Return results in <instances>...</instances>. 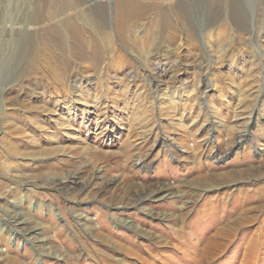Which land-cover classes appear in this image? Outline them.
<instances>
[{
    "label": "rangeland",
    "instance_id": "obj_1",
    "mask_svg": "<svg viewBox=\"0 0 264 264\" xmlns=\"http://www.w3.org/2000/svg\"><path fill=\"white\" fill-rule=\"evenodd\" d=\"M61 1L0 0L3 264H264V0H134L151 11L128 44L119 0ZM11 9L29 27L7 34Z\"/></svg>",
    "mask_w": 264,
    "mask_h": 264
},
{
    "label": "bare ground",
    "instance_id": "obj_2",
    "mask_svg": "<svg viewBox=\"0 0 264 264\" xmlns=\"http://www.w3.org/2000/svg\"><path fill=\"white\" fill-rule=\"evenodd\" d=\"M143 1V0H142ZM74 2V1H73ZM255 2V0H247V3H246V9H245V12H241L238 16H236L237 18H242V16H246L247 17V13H249V9L252 10L253 8V3ZM264 2V1H263ZM261 2V3H263ZM67 3H69V0H62L61 1V5L63 7L66 8ZM17 7V5H16ZM25 8V7H24ZM96 8V7H95ZM63 11H64V8H62ZM261 9V16L260 18H263L264 17V5L262 6ZM149 10L151 11L150 8H146L144 5H142V2H138V1H134V0H119V10H118V32H117V37L121 40V42H123L124 44H128L129 42H131L129 40V37L127 36V30L130 29L133 25L135 24H141L142 20H144L146 18V16L149 14ZM17 10L15 9H11V11L8 13H10L11 15L8 14V20L11 21L12 23L11 24H8V28L11 27V29H8L7 31V34L8 32L12 33V31L14 29H18L14 23H16L17 21L19 23H22V28L21 30L25 27H29V25L31 24L30 21H29V18H28V15L27 13H25V15H16ZM26 11V10H25ZM237 11V10H236ZM16 14H15V13ZM22 12V11H21ZM184 12V11H183ZM96 15L100 18V19H103L104 17V10L103 8H98V10L95 11ZM165 15V18H164V21L162 23V28H163V31L165 32V37H167V39L170 41V40H173L175 39L176 37H178L180 34L178 33L179 32V27H178V22H174L172 20V18H170V16L168 15L167 12H164L163 13ZM13 15H15V17H13ZM182 15L183 13L181 12L180 8H179V13H177L176 17L177 19L179 20L180 18H182ZM184 15H186V19H189V14L186 12L184 13ZM11 16V17H10ZM106 16V15H105ZM95 17V16H94ZM213 17V16H212ZM259 17V16H258ZM185 18V17H184ZM17 19V20H16ZM96 19V18H95ZM233 19V17H232ZM16 22H15V21ZM20 20V21H19ZM104 20V19H103ZM151 20V19H150ZM215 20V19H214ZM152 21V20H151ZM213 21V20H212ZM190 25H191V20L190 21H187ZM152 23V22H150ZM186 23V25L188 27H190V25ZM227 25V23H225ZM238 24V23H237ZM4 25V24H3ZM142 25V24H141ZM154 25V24H153ZM185 25V26H186ZM239 25V24H238ZM5 26V25H4ZM225 26V25H224ZM16 27V28H15ZM94 27V26H93ZM155 27V26H154ZM221 28V27H220ZM227 28V27H226ZM224 28V29H226ZM3 28H1L0 26V32L3 34L4 32L1 30ZM20 29V28H19ZM134 29V28H133ZM229 29V28H228ZM20 30V31H21ZM61 29L58 28L56 30V34L55 35V40H57L56 42H54L53 44L50 43L48 40L50 39H46L45 43L43 44V49L47 52L48 56H50L51 58H55V62L58 64V68L62 71V72H65V70H67L66 68L68 67V62H67V58H66V51H65V47L64 46V39L62 37V30L60 31ZM89 30V29H88ZM136 30V29H135ZM223 30V28H222ZM73 31L76 33H78L80 35V39H79V42L82 44V48L78 47V43H77V47L78 49H85V51L87 50V53L86 55H82L80 56V61L83 62H90V66H93V67H96L98 68L99 66V63L100 61L102 62L103 60V54L101 52V49H100V41L99 39L96 38V36L94 37L93 36V33H91L90 31H86V35H87V39L86 41H84L83 38H85V36L83 35V31L80 27H77V26H74L73 27ZM6 33V32H5ZM85 33V32H84ZM131 33V32H130ZM133 33V32H132ZM23 34V32H22ZM65 34V33H64ZM134 34V33H133ZM42 35V34H41ZM196 29L192 27V31L191 33H187V39H195L196 36ZM218 35V34H216ZM84 36V37H83ZM114 36V35H113ZM147 37V36H146ZM146 37L144 40H146ZM7 39H3V38H0V59L2 58V53H1V50L3 48V44L4 43H7V46H6V50L8 51V46L11 48L12 46L16 45V42L13 38L11 39H8V35L6 36ZM46 38V37H45ZM106 39V38H105ZM148 39V37H147ZM14 40V41H13ZM143 40V41H144ZM44 41V40H43ZM134 41V40H133ZM196 41V39H195ZM104 42V41H103ZM66 43V42H65ZM108 43V42H107ZM110 43V42H109ZM112 43V42H111ZM145 43V41H144ZM9 44V45H8ZM67 44V43H66ZM135 44V43H134ZM102 45V44H101ZM113 45V44H112ZM136 45V44H135ZM150 45V44H149ZM69 46V45H68ZM80 46V45H79ZM115 46V44H114ZM146 46V45H145ZM148 46V45H147ZM146 46V48H147ZM117 47V46H116ZM75 48V47H74ZM68 50V49H67ZM70 50V49H69ZM44 51V52H45ZM115 51H117V49L115 48ZM100 52V54H99ZM72 53V52H71ZM105 54V53H104ZM49 57V58H50ZM72 57V55H71ZM105 58V57H104ZM79 59V58H78ZM120 59V58H119ZM111 60V59H109ZM124 60V59H123ZM73 61V60H71ZM104 61V60H103ZM74 62V61H73ZM130 62V61H129ZM114 63V62H113ZM73 64V63H72ZM103 64V63H102ZM109 66L111 64V62L108 63ZM56 65V64H55ZM54 64L52 66H55ZM51 66V68H52ZM69 68V67H68ZM55 71L57 69H54ZM61 77H62V81H64L65 79V76L63 73L60 74ZM67 76V74H66ZM68 186H64V188H67ZM69 189V188H68ZM261 213H264V206L261 210ZM23 215V214H22ZM27 215V214H25ZM29 216V215H28ZM34 221V220H32ZM31 221V222H32ZM28 222V221H27ZM32 224V223H31ZM40 224V223H39ZM37 225V224H36ZM33 228V227H32ZM38 236H41L43 237V240H50V235L49 233H46L48 232L49 229L45 228L44 226H41L39 228H35ZM4 230V229H3ZM29 230V229H28ZM36 231H33V232H36ZM96 236L97 234L95 233V231L92 229L91 230ZM1 235V233H0ZM33 236V235H31ZM94 236V235H93ZM51 241V240H50ZM57 251H59V253L62 251L60 249H57ZM3 257H2V254L0 253V264H3Z\"/></svg>",
    "mask_w": 264,
    "mask_h": 264
}]
</instances>
